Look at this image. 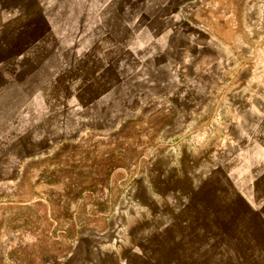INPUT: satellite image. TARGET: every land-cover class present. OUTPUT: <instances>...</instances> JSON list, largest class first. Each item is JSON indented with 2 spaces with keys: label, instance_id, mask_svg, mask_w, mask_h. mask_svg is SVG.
Instances as JSON below:
<instances>
[{
  "label": "rangeland",
  "instance_id": "rangeland-1",
  "mask_svg": "<svg viewBox=\"0 0 264 264\" xmlns=\"http://www.w3.org/2000/svg\"><path fill=\"white\" fill-rule=\"evenodd\" d=\"M50 4L76 50L0 34V264H264V0Z\"/></svg>",
  "mask_w": 264,
  "mask_h": 264
},
{
  "label": "crops",
  "instance_id": "crops-1",
  "mask_svg": "<svg viewBox=\"0 0 264 264\" xmlns=\"http://www.w3.org/2000/svg\"><path fill=\"white\" fill-rule=\"evenodd\" d=\"M34 2L35 4H29V2ZM42 0H21V3L16 5V6H11L9 4V0H0V34L4 33L9 26V23H11L13 20H15L14 23H17V19H22V16L24 14H28L31 12H34L36 14L41 13L43 14L44 18L48 21L50 24V29L55 35L57 31L59 32V28L55 27V25L58 23V18L55 16V5L50 4L51 0H45L44 3L41 2ZM53 1V0H52ZM56 1V0H55ZM60 1V0H57ZM34 9V10H33ZM90 9H93L92 5L87 6L85 9L81 8H63L62 13H69L71 12H80V13H87ZM48 14V15H47ZM13 23V24H14ZM82 23L81 26V32L86 28V22L85 20L80 22ZM11 25V24H10ZM62 36V39H67V40H61L62 44V49H70L73 48L76 50L77 47H79L80 44L84 43L83 37L84 33L78 34V36H73L72 39L69 35V33L65 34L63 32H59ZM58 34V33H57ZM66 35V36H65ZM0 78H3L5 80H9L8 76L6 75L5 68H0ZM31 92V91H30ZM30 99V103H31ZM29 103V102H27ZM18 107L19 109H22L24 105L21 103L19 105L15 104L14 108Z\"/></svg>",
  "mask_w": 264,
  "mask_h": 264
}]
</instances>
